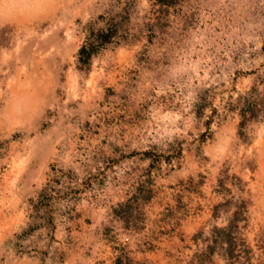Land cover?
<instances>
[{
    "label": "rangeland",
    "instance_id": "1",
    "mask_svg": "<svg viewBox=\"0 0 264 264\" xmlns=\"http://www.w3.org/2000/svg\"><path fill=\"white\" fill-rule=\"evenodd\" d=\"M190 54L191 87L170 73ZM22 97L39 115L0 122V264H264V0H59L0 28V111Z\"/></svg>",
    "mask_w": 264,
    "mask_h": 264
},
{
    "label": "clouds",
    "instance_id": "2",
    "mask_svg": "<svg viewBox=\"0 0 264 264\" xmlns=\"http://www.w3.org/2000/svg\"><path fill=\"white\" fill-rule=\"evenodd\" d=\"M59 6V0H0V28L5 26H21L24 22L35 18L39 13ZM195 53V49L192 50ZM207 62L203 59L189 58L170 69L174 77L186 76L189 87L193 80L203 81L208 72ZM201 72L204 75H201ZM39 115V109L28 97H22L10 104L5 111H0V122H7L12 127H23L33 122ZM61 139L63 135L61 134ZM51 136L36 138L30 144L28 151L38 157V168L48 163L49 157L56 155V144ZM5 234L0 232V244H3ZM9 259H12L11 253Z\"/></svg>",
    "mask_w": 264,
    "mask_h": 264
},
{
    "label": "trees",
    "instance_id": "3",
    "mask_svg": "<svg viewBox=\"0 0 264 264\" xmlns=\"http://www.w3.org/2000/svg\"><path fill=\"white\" fill-rule=\"evenodd\" d=\"M115 36V31L112 28L109 29H99L95 32L91 33V38H87V40L81 45L78 50V60L82 62H88L90 57L97 52V50L109 43L112 38ZM219 232L226 233L224 229L219 230Z\"/></svg>",
    "mask_w": 264,
    "mask_h": 264
}]
</instances>
